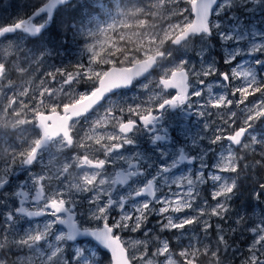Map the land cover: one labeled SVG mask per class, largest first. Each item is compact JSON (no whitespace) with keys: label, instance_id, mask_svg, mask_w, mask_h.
<instances>
[{"label":"snow or ice","instance_id":"obj_1","mask_svg":"<svg viewBox=\"0 0 264 264\" xmlns=\"http://www.w3.org/2000/svg\"><path fill=\"white\" fill-rule=\"evenodd\" d=\"M26 9L0 23V264H264V0Z\"/></svg>","mask_w":264,"mask_h":264},{"label":"rangeland","instance_id":"obj_2","mask_svg":"<svg viewBox=\"0 0 264 264\" xmlns=\"http://www.w3.org/2000/svg\"><path fill=\"white\" fill-rule=\"evenodd\" d=\"M15 1L17 3L18 0H15ZM12 2H13V0H5L4 8L1 11L2 16H0V23H10L17 16L23 15L27 11L26 5L28 3H30V0H22L19 3L18 7H17V5L14 7H11ZM12 8H13V10H10ZM261 27L264 28V25H262ZM80 47H82V46L74 47L72 53L69 56H67V59L74 60L76 57H78ZM62 55H64V53H62ZM195 119L196 118H192L190 120V124H191L193 131H195L196 128L198 127V125L195 122ZM173 134L176 135V139L178 141H180L181 143L183 142L182 137H180L179 135H177L175 133H173Z\"/></svg>","mask_w":264,"mask_h":264},{"label":"flooded vegetation","instance_id":"obj_3","mask_svg":"<svg viewBox=\"0 0 264 264\" xmlns=\"http://www.w3.org/2000/svg\"><path fill=\"white\" fill-rule=\"evenodd\" d=\"M21 1H22V0H18L17 3H16V1L13 0V2L11 3V7H14V6H16V5H17V7H18V5H19V3H20ZM4 4H5V0H0V16H2V15H1V11H2L3 8H4ZM10 10H13V8L10 9ZM145 147H147V145H145Z\"/></svg>","mask_w":264,"mask_h":264}]
</instances>
